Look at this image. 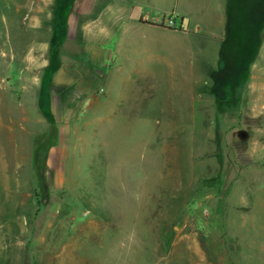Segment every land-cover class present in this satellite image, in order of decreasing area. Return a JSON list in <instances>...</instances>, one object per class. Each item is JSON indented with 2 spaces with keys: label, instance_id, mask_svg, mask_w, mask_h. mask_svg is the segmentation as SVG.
I'll return each mask as SVG.
<instances>
[{
  "label": "rangeland",
  "instance_id": "obj_1",
  "mask_svg": "<svg viewBox=\"0 0 264 264\" xmlns=\"http://www.w3.org/2000/svg\"><path fill=\"white\" fill-rule=\"evenodd\" d=\"M73 1L0 0V264H264V56L249 39L264 0L236 1L239 41L115 35L93 88L51 99ZM183 6L201 34L223 29L213 0Z\"/></svg>",
  "mask_w": 264,
  "mask_h": 264
},
{
  "label": "crops",
  "instance_id": "obj_2",
  "mask_svg": "<svg viewBox=\"0 0 264 264\" xmlns=\"http://www.w3.org/2000/svg\"><path fill=\"white\" fill-rule=\"evenodd\" d=\"M70 1V0H69ZM161 0H74L71 3V11L64 16L63 24L67 27V39L56 45L55 60L59 61L55 71L50 70L51 77L47 83L50 88L51 99L54 96L64 95L70 89H78L84 92L92 89L96 79L93 66L102 67L111 56V51L102 48V43L110 41L118 35L117 46L125 35L128 44L138 39L142 34H151L163 38L179 37L190 43L198 41L200 35L205 37L215 36L225 41L228 37L235 36L229 16L236 9L238 0H213V10H219L222 18L223 29L219 32L201 34L203 30L197 27L191 14L183 6V0H172L169 6H161ZM231 4L229 5V2ZM240 4V1L238 5ZM237 5V7H239ZM259 15H264V5L258 6ZM173 16L178 23H183L186 32L167 28L164 23L166 18ZM234 16V15H233ZM261 20V19H260ZM239 22V21H238ZM237 22L233 23L236 24ZM264 23L259 22L258 30L254 37L249 38L261 41L257 56H264ZM193 25L195 30L190 29ZM207 32V31H205ZM127 35V36H126ZM230 35V36H229ZM248 35V34H247ZM136 36V37H135ZM211 37V38H215ZM202 38V39H203ZM239 37H236L238 39ZM241 38L238 39V41ZM248 39V37H247ZM234 40V39H233ZM89 42L91 45H89ZM0 45V55H3ZM120 52V49L117 53ZM53 54L50 61L52 62ZM16 59V55H14ZM84 58H87L84 59ZM118 62V61H117ZM114 72L121 70V64H115ZM11 66L0 65V120L9 117L11 101L5 97L9 88L7 73ZM138 73L140 71H132ZM104 90V88H101ZM20 104V103H19Z\"/></svg>",
  "mask_w": 264,
  "mask_h": 264
},
{
  "label": "trees",
  "instance_id": "obj_3",
  "mask_svg": "<svg viewBox=\"0 0 264 264\" xmlns=\"http://www.w3.org/2000/svg\"><path fill=\"white\" fill-rule=\"evenodd\" d=\"M93 212L100 217H103L104 215L101 209L94 210ZM174 236L175 232L173 227L169 225L167 219H163L160 230V252L162 254L166 255L170 252Z\"/></svg>",
  "mask_w": 264,
  "mask_h": 264
}]
</instances>
